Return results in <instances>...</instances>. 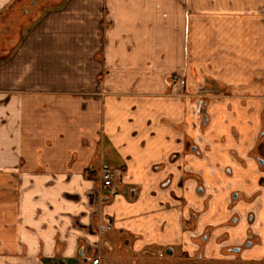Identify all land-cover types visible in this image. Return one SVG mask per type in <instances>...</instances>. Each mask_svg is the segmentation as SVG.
<instances>
[{"label": "crops", "instance_id": "crops-1", "mask_svg": "<svg viewBox=\"0 0 264 264\" xmlns=\"http://www.w3.org/2000/svg\"><path fill=\"white\" fill-rule=\"evenodd\" d=\"M29 1L0 0V264L183 249L194 213L232 241L249 227H225L230 208L264 221V0H42L21 18Z\"/></svg>", "mask_w": 264, "mask_h": 264}, {"label": "flooded vegetation", "instance_id": "flooded-vegetation-1", "mask_svg": "<svg viewBox=\"0 0 264 264\" xmlns=\"http://www.w3.org/2000/svg\"><path fill=\"white\" fill-rule=\"evenodd\" d=\"M42 0H30L29 3L23 7L22 12L28 13L35 8ZM6 31L0 29V33ZM204 100L198 99L194 105V113L199 118L201 127L204 128L207 125V116L203 113ZM194 150L198 155L203 156L206 149L203 150L194 145ZM259 165L263 166L264 162L259 160ZM102 172L108 173L105 168H102ZM109 174V173H108ZM102 175V173H101ZM110 175V174H109ZM111 179V176H110ZM113 187L111 181V187L104 191H110ZM198 194L202 196L204 194L203 188L198 189ZM238 195H233V200H237ZM113 198V196H112ZM194 225L191 229H187L185 232V239L183 241V249L173 246L165 247L164 249H148L141 252L144 256H157L162 258L164 255L167 258L173 259L176 252L189 260L204 264H264V221H255L253 212L247 213L245 216L241 215L240 211L235 208L229 209V218L224 225L230 227V225H238L244 222L249 227L246 236L243 239L232 241L229 235L224 232L221 234L215 233L216 228H204L197 227L196 219L197 214H193ZM256 223V227L254 225ZM196 224V225H195ZM135 255V253L133 254ZM125 255L118 257L124 259ZM226 257V258H225ZM99 258L91 259L90 264H99ZM214 262V263H213Z\"/></svg>", "mask_w": 264, "mask_h": 264}, {"label": "rangeland", "instance_id": "rangeland-1", "mask_svg": "<svg viewBox=\"0 0 264 264\" xmlns=\"http://www.w3.org/2000/svg\"><path fill=\"white\" fill-rule=\"evenodd\" d=\"M28 5H26L27 7ZM44 5L38 10L40 11L43 9ZM24 12H21V18H23ZM6 25V24H5ZM5 31H8L11 27L10 25H6L3 27H0V29H3ZM11 31V29H10ZM2 32L0 33V53L2 50V41H4V37H2ZM196 102V101H195ZM123 253L119 249H116L113 253V255L108 256V255H103L101 256V264H113V260L115 261V264H198V262H195L194 260H189L184 258L181 253L176 252L175 256L173 259L167 258L165 255L162 258H159L157 256H144L142 253L133 255L130 253L128 256H125L124 259H119V256H122ZM226 258V257H225ZM205 262L199 263V264H204ZM214 263V262H213ZM222 264H226L223 263Z\"/></svg>", "mask_w": 264, "mask_h": 264}, {"label": "built area", "instance_id": "built-area-1", "mask_svg": "<svg viewBox=\"0 0 264 264\" xmlns=\"http://www.w3.org/2000/svg\"><path fill=\"white\" fill-rule=\"evenodd\" d=\"M109 187H111L110 175L108 173H106V172H102V175H101V188L107 190Z\"/></svg>", "mask_w": 264, "mask_h": 264}]
</instances>
